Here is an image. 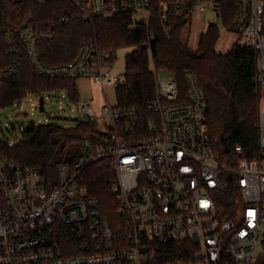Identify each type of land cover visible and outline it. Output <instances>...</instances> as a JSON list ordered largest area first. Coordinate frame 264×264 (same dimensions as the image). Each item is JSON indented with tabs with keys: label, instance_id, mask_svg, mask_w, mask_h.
Returning a JSON list of instances; mask_svg holds the SVG:
<instances>
[{
	"label": "built area",
	"instance_id": "2783aa9c",
	"mask_svg": "<svg viewBox=\"0 0 264 264\" xmlns=\"http://www.w3.org/2000/svg\"><path fill=\"white\" fill-rule=\"evenodd\" d=\"M70 1L86 21L127 13L132 24L148 25L155 15L164 31L175 19L190 25L208 10L224 18L234 13L225 32L234 33L233 45L257 52L255 80L264 94V0ZM53 38L42 25L7 29L14 59L0 69V83L16 73L23 55L38 76L88 78L100 89L79 104L92 130L52 174L0 155V264H264V110L258 152L243 156L235 145L242 156L226 168L214 152L193 73L185 74L183 93L175 76L162 80L153 64L154 97L142 117L138 107L116 102L123 76L113 71L108 49L84 39L72 61L46 64L39 46ZM99 160H110L114 170L110 212L87 189L85 170ZM226 170L236 174L235 187Z\"/></svg>",
	"mask_w": 264,
	"mask_h": 264
},
{
	"label": "trees",
	"instance_id": "16d2710c",
	"mask_svg": "<svg viewBox=\"0 0 264 264\" xmlns=\"http://www.w3.org/2000/svg\"><path fill=\"white\" fill-rule=\"evenodd\" d=\"M63 15L68 18L60 20ZM234 13H227L224 24L230 27ZM42 25L54 32L50 42L41 43L40 59L46 64L72 61L80 43L95 39L113 52L120 47H132L125 58L123 81L114 88L120 107H138L142 117L148 115V103L154 97V79L150 61L174 73L180 90L186 91L184 76L193 73L200 85L206 105L207 128L214 152L221 164L233 169L242 156L234 150L240 145L243 156L258 152L259 99L262 89L257 85L256 55L250 47L232 45L225 51L216 49L220 36L217 25L209 24L199 33L193 47L185 39L188 24L175 19L170 28L162 29V21L152 16L148 25L132 24L127 13L112 18H81L70 0H0V69L13 61L7 53L4 33L13 26ZM264 36V13H263ZM151 32V33H149ZM151 34V35H150ZM76 77L46 78L38 76L26 56L16 73L0 83V110L29 94L43 95L50 91L67 90L71 101H78ZM88 122L74 128L55 123H38L22 131L15 143L0 139V155L22 165H39L45 172L54 173L60 159L70 160L80 150L82 138L92 128ZM221 137L225 138V151ZM235 187L236 174L224 172ZM88 193L95 197L104 212H110L109 191L114 178L110 160L91 163L85 170ZM229 201L228 198H225Z\"/></svg>",
	"mask_w": 264,
	"mask_h": 264
},
{
	"label": "rangeland",
	"instance_id": "374dc122",
	"mask_svg": "<svg viewBox=\"0 0 264 264\" xmlns=\"http://www.w3.org/2000/svg\"><path fill=\"white\" fill-rule=\"evenodd\" d=\"M79 13V12H78ZM224 17L217 16L213 11H205L197 17H193L191 24L185 31V39L188 44L195 46L198 34L202 31L200 22L213 23L217 25L220 36L216 42V49H229L234 44V33L227 34L225 31L227 26L224 24ZM224 36L228 39L224 42ZM222 38V40H221ZM109 50V49H108ZM132 50V47H120L116 49L115 59L112 69L116 73L123 76L125 71L126 55ZM111 52V50H109ZM113 53V52H111ZM25 56V55H23ZM150 67L153 69L154 65L150 61ZM157 71L162 80L168 76H174V73L162 67L157 68ZM123 81V78H122ZM76 86L78 92L77 102L68 99L67 90L50 91L44 96V111H39L38 102L35 94H29L22 100H17L12 104L0 110V139H7L11 143L17 142L22 137V131L38 123H55L66 128L77 127L81 123L88 121L84 115V110L79 105L81 102L95 97L98 94L97 85L88 78L80 77L76 79ZM67 98V102L64 97ZM110 102L114 101L113 94L109 95ZM264 110V94L261 92L259 99V111Z\"/></svg>",
	"mask_w": 264,
	"mask_h": 264
},
{
	"label": "water",
	"instance_id": "95a60500",
	"mask_svg": "<svg viewBox=\"0 0 264 264\" xmlns=\"http://www.w3.org/2000/svg\"><path fill=\"white\" fill-rule=\"evenodd\" d=\"M38 109H39V111H44V109H45L43 95H40L39 96V106H38ZM221 140H222V144H223L224 150L227 151L228 150V146H227V144L225 142V138L224 137H221Z\"/></svg>",
	"mask_w": 264,
	"mask_h": 264
},
{
	"label": "crops",
	"instance_id": "0c3cea01",
	"mask_svg": "<svg viewBox=\"0 0 264 264\" xmlns=\"http://www.w3.org/2000/svg\"><path fill=\"white\" fill-rule=\"evenodd\" d=\"M201 24H200V28L202 29V31L200 32V33H202V32H205L206 31V29H207V27H208V23H203V22H200ZM97 91H98V94H99V91H100V89H99V87L97 86Z\"/></svg>",
	"mask_w": 264,
	"mask_h": 264
}]
</instances>
